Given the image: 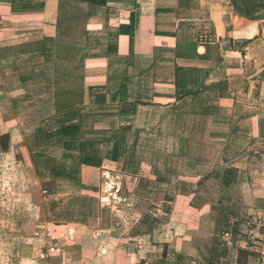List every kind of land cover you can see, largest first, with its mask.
I'll return each instance as SVG.
<instances>
[{
    "label": "crops",
    "instance_id": "1",
    "mask_svg": "<svg viewBox=\"0 0 264 264\" xmlns=\"http://www.w3.org/2000/svg\"><path fill=\"white\" fill-rule=\"evenodd\" d=\"M0 102V264H209L215 211L264 264V22L230 0H0Z\"/></svg>",
    "mask_w": 264,
    "mask_h": 264
},
{
    "label": "rangeland",
    "instance_id": "2",
    "mask_svg": "<svg viewBox=\"0 0 264 264\" xmlns=\"http://www.w3.org/2000/svg\"><path fill=\"white\" fill-rule=\"evenodd\" d=\"M254 1L260 2L259 0H254ZM253 15L254 16H253L252 19H260V20H262V22H264V10L255 9L254 12H253ZM0 103L3 104V102H0ZM3 110L5 111V108L0 109V113L2 112L1 114H3V112H4ZM6 118L9 119L10 117H3L2 118V115H0V125L2 123V119L5 120ZM2 155L3 154H0V156H2ZM8 168H9V166L0 165V180L1 179L6 180L8 178ZM10 168H11V174H10V176L12 178L15 177L16 179H21V177L24 175L23 172H22V170H20L18 168H14L13 166H10ZM16 186H17V184L15 186H13V187H16ZM231 190H232V195L235 196L236 195V192H235L236 191V188L235 187H232ZM231 190H229V192ZM235 198H236V196H235ZM168 201L173 202V199H169ZM226 204H228V202H225L223 204L222 203H219V204H216V205L214 204V207H217V208H225L227 206ZM163 205L164 206H172V203H170V204L164 203V204H162V206ZM220 213L221 212H217V211H215V213H214V216L217 217V218H219V222H218L219 224H218L217 227H215L213 229V231L211 229L207 230V232H203V231H201L199 229H191V230L190 229H187V231L183 232V234L184 235H188L192 239V241L195 240L196 243H198V244L194 243V246L197 245V249L199 250V252H200L201 255H204L205 258H210L209 264H220L221 262H220V257L219 256L221 254L223 255L225 253L224 251H222V250H224L222 248V246H220L221 250H219V248L217 246L219 244V242H220V235H221L222 231H224V228L226 227V226H224V224L226 223L225 222V216L219 217V214ZM210 216H211V219L214 218L213 215H210ZM157 227H160L161 228V225L159 224V225H157ZM162 229H163V227H162ZM162 229L161 230H158V231H162ZM158 231H156V232H158ZM152 234L156 236V233L155 234L152 233ZM157 235H158L159 238H161L159 234H157ZM190 235H192V237ZM162 236L166 237V236H168V234L165 233ZM159 251L160 252L163 251L162 253L159 252V254L162 255L159 260L156 257V260L159 261V264H172V262H170V260L168 258L169 257L173 258V257L171 255H169V257H168L167 245L166 246H160L159 247ZM184 252L187 253L188 251L185 250ZM164 258L165 259L167 258V259L164 260ZM52 261H53V259H52ZM158 261H156V264L158 263ZM226 263L228 264V261H226ZM67 264H69V263H67ZM239 264H244L243 259L240 261Z\"/></svg>",
    "mask_w": 264,
    "mask_h": 264
},
{
    "label": "trees",
    "instance_id": "3",
    "mask_svg": "<svg viewBox=\"0 0 264 264\" xmlns=\"http://www.w3.org/2000/svg\"><path fill=\"white\" fill-rule=\"evenodd\" d=\"M85 1L88 3H93V4H99V5H104L106 4V0H81ZM260 2H256L254 0H230L233 8L235 11H237L241 16L252 19L253 18V12L255 9H260L264 10V0H259ZM229 172L231 170H227L226 179L224 180V183L228 185L229 183Z\"/></svg>",
    "mask_w": 264,
    "mask_h": 264
},
{
    "label": "built area",
    "instance_id": "4",
    "mask_svg": "<svg viewBox=\"0 0 264 264\" xmlns=\"http://www.w3.org/2000/svg\"><path fill=\"white\" fill-rule=\"evenodd\" d=\"M256 220H248V224H258L256 223ZM232 238H233V228L231 226H228V228L222 233L221 236V240L223 241L222 246L224 247H228L229 245L232 244ZM58 245L56 243H54L51 247H50V251H54L55 249H57ZM227 257L223 256L220 258V264H227Z\"/></svg>",
    "mask_w": 264,
    "mask_h": 264
}]
</instances>
